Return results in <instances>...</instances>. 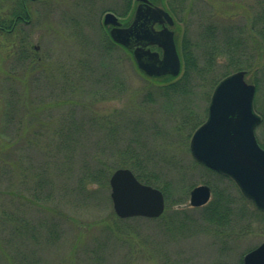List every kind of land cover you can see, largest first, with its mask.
I'll list each match as a JSON object with an SVG mask.
<instances>
[{
    "label": "rangeland",
    "instance_id": "1",
    "mask_svg": "<svg viewBox=\"0 0 264 264\" xmlns=\"http://www.w3.org/2000/svg\"><path fill=\"white\" fill-rule=\"evenodd\" d=\"M163 1L167 8L176 3ZM183 1V11L170 12L178 48L187 35L196 53L202 54L211 44L204 34L206 24L244 27L246 52L256 58L252 69H244L245 79H259L254 104L262 108L264 34L259 31L257 0ZM23 2L0 0L1 19L7 21L13 11L22 13L23 5L30 16L28 23H18L13 31L0 30V264H238L240 254L264 238V229L254 222L258 215L253 216L254 206L239 198L228 179L192 164L188 146L193 127L191 121L180 125L185 106L175 102L177 98L141 105V93L158 82L140 74L131 49L107 42L103 13L111 10L128 22L136 0ZM220 58L223 63L228 57ZM221 72L216 69V79ZM206 82L188 96L187 106L198 114L207 109L211 91L206 94L210 87ZM68 100L86 113V106H91L97 122L79 124L81 117L87 122L83 118L88 116L75 112L73 130L58 133L59 126H65L63 106ZM11 102L18 106L14 112L6 106ZM133 119L139 121L137 128L123 125ZM66 132L74 137L69 161L60 155L67 148L66 142L59 143ZM136 132L142 144L137 150L151 152L152 168L159 169L162 179H172V202L165 199L158 217H118L109 196V176L107 185H91L95 189L89 199L75 189L79 164L94 155L96 145L103 147L107 141L103 148L113 152L106 162L109 168ZM260 132L259 126L258 141H262ZM200 183L210 184L211 195L212 186L228 188L235 213H244L230 214V224L223 229L207 221L199 209L187 208L189 190ZM177 205L186 209L174 211ZM241 221L243 225L249 221V228L239 231Z\"/></svg>",
    "mask_w": 264,
    "mask_h": 264
},
{
    "label": "water",
    "instance_id": "2",
    "mask_svg": "<svg viewBox=\"0 0 264 264\" xmlns=\"http://www.w3.org/2000/svg\"><path fill=\"white\" fill-rule=\"evenodd\" d=\"M138 1L128 26L121 27L110 11L104 14L103 24H112L109 36L123 46L133 47L136 65L146 74L176 75L180 58L173 31L167 27L173 23L172 16L149 0ZM155 23L161 28L155 29ZM150 44L158 45L161 55L146 47ZM244 75L245 70L238 69L215 84L206 118L191 134L189 151L197 162L232 178L241 193L264 210V148L254 135L260 116L253 108L255 86ZM108 184L112 208L118 217H156L163 211L162 191L139 181L128 167L115 168ZM209 195L207 184H197L189 190V204L202 205ZM243 264H264V241L244 255Z\"/></svg>",
    "mask_w": 264,
    "mask_h": 264
},
{
    "label": "trees",
    "instance_id": "3",
    "mask_svg": "<svg viewBox=\"0 0 264 264\" xmlns=\"http://www.w3.org/2000/svg\"><path fill=\"white\" fill-rule=\"evenodd\" d=\"M157 1V0H153ZM163 4V7H165L170 12L176 13L177 11H183V9H177L174 6H170L169 8L166 7L163 0H158ZM157 3V2H155ZM258 4V14L259 19L262 22V26L260 27V35L264 34V0H257ZM22 5V4H21ZM175 24V21H174ZM178 28V26H177ZM244 27H241L239 29L238 27H233L231 24L216 26L214 24H206L204 26V34L210 39L211 44L208 45V47L205 46L203 53L198 55L194 49L195 43L190 41V38L186 35L182 37L181 46H177V50L180 56L181 61V69L180 72L177 75H171V74H163L158 76H150L146 75L142 70L138 69L140 74L143 76H146L147 79H150V81H157L158 84L154 85L148 89H146L145 92L141 93L140 95V104L146 102H154V101H161L162 104H166L168 102L174 101L175 98L177 100L175 102L182 103L185 106L186 112L182 113L180 116V125L183 123H187L191 121V126L193 129L197 127L202 121L201 118L204 113H206V108L204 107L203 113L198 114L196 110H192L189 106H187V103L189 102L188 96H194L195 90L197 89V86H203L208 81L210 84L208 87V90L206 91V94L212 90L215 83L225 76L226 74L230 73L233 70L236 69H246L248 71L249 69H252L255 62V57L252 55L247 54L245 49V40L241 35V30H243ZM252 28V27H251ZM177 31V29L175 30ZM205 36V37H206ZM206 37V38H207ZM207 38V39H208ZM243 38V39H242ZM208 39V40H209ZM206 40V39H205ZM107 42L109 44H113L114 42L111 41L110 38L107 39ZM221 55L228 57L227 61H221L222 58ZM200 57V58H199ZM219 66V67H216ZM216 69H222L221 75L219 78H215V72ZM87 71L92 69H86ZM100 73V72H99ZM209 73V74H207ZM250 82L254 83L255 85V93H256V99H258L259 96V87L260 82L257 77H252V79L249 80ZM264 92V91H263ZM208 97V95H206ZM163 100V101H162ZM263 105L262 108H259V106H256L254 104V109L256 112H258L261 116V121L258 125V127H261V137L262 141H259V143L264 147V95L262 97ZM13 102L7 103L6 106L14 112V110L17 109L18 106L12 105ZM255 103V102H254ZM66 106V121H62L65 126H59L58 133L62 132L64 128L66 131L73 130V126L77 124V120L72 118L71 116H74L75 112H82L83 115H86L88 117L83 118L88 120L87 122H84L82 120H79V124H89V123H96L97 119L95 118V113L91 110V106H86V109L89 110V113L87 114L85 110H83L82 106H79L77 104L67 101V103L63 106ZM27 107V106H26ZM43 108L46 109L47 106L43 105ZM86 110V111H88ZM188 111V112H187ZM11 111H5V115L10 117ZM14 114V113H13ZM5 116V117H6ZM6 117V121L12 120V118ZM105 119V118H104ZM103 121H107L105 119ZM129 121L132 122L130 124V128L135 127L137 128L139 126V121L136 119L125 121L123 125L128 128ZM111 128L114 129L113 126ZM116 129V125H115ZM134 129V128H133ZM65 135H61L64 137H60L59 143L66 142L67 148H64L62 150V153L60 155L64 156V159L66 161L71 160V157L73 155V151H71V141H73V138L70 133L66 132ZM134 134V133H133ZM137 132L132 135V138H128V144L124 147L123 152L119 153L117 157L116 163L112 164L107 167V160L111 159V156L113 152H110V150L107 151V148L105 145L107 144V141L103 143V147L100 145H96V149L94 151V155L92 157H87L86 161L84 160L83 163L80 162L79 164V174L77 177V181L75 184L76 192L79 193V195L83 199H89L91 195L94 196V189H92L91 185L96 184L97 186H100L101 184L105 183L107 185V177L109 176V173L115 168L119 166L129 167L135 176L144 183H149L151 185H154L158 188H160L164 194L165 199L169 198V188L170 183H172V179H162V176L160 172L156 168H152L154 164L151 162V152L142 153L139 152L137 149L138 146L142 147V144L139 142V140L136 138ZM107 139V138H106ZM258 139V137H257ZM79 140V139H78ZM124 140V139H123ZM133 141L136 143L137 148L135 147ZM74 142L77 144V141L74 140ZM80 141H78L79 143ZM58 143V144H59ZM57 144V143H55ZM54 144V145H55ZM112 150V149H111ZM58 154L54 155L53 159L58 158ZM160 158H162V155H157ZM48 159L51 160V157H48ZM52 159V163H54V160ZM148 160V161H147ZM192 164L199 165L206 170L215 173L216 175L228 179L232 184L237 188L235 183L227 176H224L222 174H219L215 172L214 170L201 165L197 163L193 158H191ZM117 165L114 166L113 165ZM69 173V172H68ZM171 176V175H170ZM210 185V184H209ZM212 185V184H211ZM212 195L211 198L203 205L198 207H190L189 209H199L203 214H205V218L209 222L216 223L220 228H223L226 225L230 224V221L233 216L232 214H240L244 213L239 212V210L235 213V209L232 206V202L229 200L228 195L231 194L230 190L228 188H222L218 189L212 186ZM237 193L239 195V198L242 199L244 202H247L252 205V203L243 197V195L240 193V191L237 188ZM172 201L170 200V203ZM253 206V205H252ZM186 207L183 205H177L173 207L174 211H181L185 210ZM242 209H244V206H242ZM254 211H257V209L254 207L252 208ZM252 210V211H253ZM246 211V209H245ZM249 212V211H248ZM231 214V215H230ZM171 219V218H170ZM172 219H175L172 217ZM180 226H183L182 223L179 222ZM213 264H224L215 262Z\"/></svg>",
    "mask_w": 264,
    "mask_h": 264
},
{
    "label": "bare ground",
    "instance_id": "4",
    "mask_svg": "<svg viewBox=\"0 0 264 264\" xmlns=\"http://www.w3.org/2000/svg\"><path fill=\"white\" fill-rule=\"evenodd\" d=\"M182 2H184V1L183 0H176V3L174 2L175 4H173V6L174 7H178L179 9H181L180 7H183L184 6V4ZM23 6L24 7H22V9H23L22 10L23 11L22 13H18L19 11H13L12 12V16L7 21L0 18V27H2L4 29H9V31H13L16 28V26H17L18 23H28L30 21V16H29L28 10L25 7V5H23ZM183 9H184V7H183ZM107 11H110L111 13H113L116 16V19H117V21H118V23H119V25L121 27H125V26H128L132 22L133 17H134L135 7H134V10H133L132 18L128 22H125V23H123V19H121L122 18L121 16L117 15L115 12H113L111 10H106L103 13V15H102L101 23H102L103 26H108V32H109V29L112 26V24H110V23L103 24V22H102L103 16H104V14ZM129 124H132V122L129 121ZM188 148H189V146H188Z\"/></svg>",
    "mask_w": 264,
    "mask_h": 264
},
{
    "label": "flooded vegetation",
    "instance_id": "5",
    "mask_svg": "<svg viewBox=\"0 0 264 264\" xmlns=\"http://www.w3.org/2000/svg\"><path fill=\"white\" fill-rule=\"evenodd\" d=\"M21 2H22V4L24 3L23 2V0H21ZM130 2V0H127V3H129ZM150 2L152 3V4H154V2L152 1V0H150ZM136 4H137V1H136ZM15 22V21H14ZM156 25V27L157 28H160L161 27V25L160 24H158V23H156L155 24ZM0 30L1 31H3V30H5V31H9V29H4V28H2V27H0ZM151 46H153V45H151ZM150 46V47H151ZM132 49V48H131ZM264 148V147H263ZM258 215H257V214ZM255 215H257L256 217H255ZM253 216L255 217V220H254V222L255 223H259L260 225V227L262 228V229H264V211H261V210H258V211H255L254 212V214H253ZM249 224V225H248ZM249 226H250V222L249 221H247L246 223H244V225H243V221H241L240 222V226H239V231H242L243 229H247V228H249ZM264 241V238L259 242V243H257L256 245H254L253 247H251V248H249V249H247L246 251H244L242 254H240V256L238 257V264H243V260H244V255L248 252V251H250V250H252L253 248H255L256 246H258L260 243H262Z\"/></svg>",
    "mask_w": 264,
    "mask_h": 264
}]
</instances>
